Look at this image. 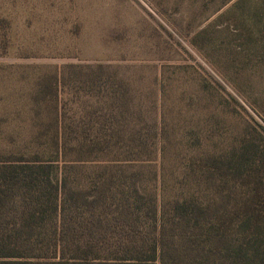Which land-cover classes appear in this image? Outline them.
I'll list each match as a JSON object with an SVG mask.
<instances>
[{"label":"trees","instance_id":"obj_1","mask_svg":"<svg viewBox=\"0 0 264 264\" xmlns=\"http://www.w3.org/2000/svg\"><path fill=\"white\" fill-rule=\"evenodd\" d=\"M78 68L33 95L52 106L36 147L0 152V264H264V135L246 125L221 147L225 118H198L191 140L186 123H148L103 67L63 70Z\"/></svg>","mask_w":264,"mask_h":264},{"label":"rangeland","instance_id":"obj_2","mask_svg":"<svg viewBox=\"0 0 264 264\" xmlns=\"http://www.w3.org/2000/svg\"><path fill=\"white\" fill-rule=\"evenodd\" d=\"M0 19V152L36 147L34 122L52 118L48 97L33 98L40 82L90 73L66 65L103 67L148 123H186L191 140L207 132L198 118H225L221 147L246 125L264 135V0H0ZM63 96L70 122L77 105Z\"/></svg>","mask_w":264,"mask_h":264}]
</instances>
